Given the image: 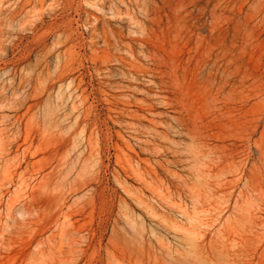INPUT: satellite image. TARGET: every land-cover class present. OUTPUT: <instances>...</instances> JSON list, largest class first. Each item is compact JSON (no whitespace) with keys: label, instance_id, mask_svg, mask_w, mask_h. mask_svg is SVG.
I'll use <instances>...</instances> for the list:
<instances>
[{"label":"rangeland","instance_id":"1","mask_svg":"<svg viewBox=\"0 0 264 264\" xmlns=\"http://www.w3.org/2000/svg\"><path fill=\"white\" fill-rule=\"evenodd\" d=\"M0 264H264V0H0Z\"/></svg>","mask_w":264,"mask_h":264}]
</instances>
